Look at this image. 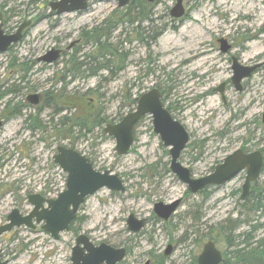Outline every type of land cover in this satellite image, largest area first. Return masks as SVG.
I'll return each mask as SVG.
<instances>
[{
    "label": "rangeland",
    "instance_id": "obj_1",
    "mask_svg": "<svg viewBox=\"0 0 264 264\" xmlns=\"http://www.w3.org/2000/svg\"><path fill=\"white\" fill-rule=\"evenodd\" d=\"M30 1L0 0V12L8 18L4 26L7 33H14L20 24L32 21L12 51L0 53V84L5 82L6 87L7 83H15L23 87L19 94L0 101V119L6 120L0 128V225L6 222L14 208L18 207L23 214L31 212L30 194L41 193L55 198L66 187L67 173L55 165L54 156L56 146L72 145L73 140L57 137V131L49 128L44 131L47 140L40 141L42 133L26 129L27 115L35 113V108L43 103L32 106L27 101L30 94L39 93L43 101L48 90L63 92L70 95L71 103H79L70 115L76 112L85 116L100 110L108 118L103 127L95 128L74 146L91 159L96 170L118 174L126 191L103 187L89 196L79 210L82 221L74 225L78 234L69 229L56 240L40 225L36 230L26 226L13 228L0 236L3 259L7 264H72L76 238L85 233L96 244L105 242L114 247L131 248L123 264H145L147 261L151 264L153 255L164 254L169 244L174 250L165 264L191 263L192 257L201 253L210 226L228 217L241 218L238 212L244 200L240 198L239 189L246 171L212 188L210 198L204 201L205 194L188 193L187 184L170 169L169 148L155 133L151 117L147 116L135 128V142L126 155L116 152V139L105 133L104 128L109 123L120 122L123 110L125 115L135 107V104H126L124 96L133 100L154 87H171L172 93L164 100L165 104L183 107L177 119L190 133L189 145L197 144L195 147L188 145L180 157L194 177L210 173L214 165L242 147L247 138L252 137L246 144L251 151L264 148V66H260L250 79H245L248 90L239 92L231 81L230 52L223 53L218 42L219 38L227 37L235 45L233 53L242 64H261L264 32L258 34V30L264 26V0H188L187 18L181 24L170 19L175 0H161L155 7V16L167 27L156 42L148 46L139 41L136 34L130 32L137 23L119 25L112 42L122 39L123 50L130 53L124 70L108 75V80L101 79L107 73L100 72L98 76L78 77L68 84L60 79L70 54L83 42H76L81 39L82 30H91L109 17L116 10V0L96 3L90 11L81 14L62 15L52 14L49 3L55 0ZM40 14L46 16L36 21ZM155 24L161 25L160 22ZM128 34L132 41L125 40ZM246 34L253 35V39L243 40ZM72 43L75 44L71 46ZM52 48L61 49L65 54L51 64L39 61ZM13 54L21 61H36L23 81L17 69L8 67ZM148 69L152 71L150 75L145 74ZM222 83H226L225 99L219 91L212 92ZM85 93L86 99L78 97ZM10 100L23 105L22 115L5 118L8 114L6 103ZM240 111L243 113L239 114ZM53 115L54 111L47 108L40 119L48 123ZM59 117L56 115L54 121L58 122ZM220 132L224 136H220ZM198 146L202 147L201 153ZM259 184L264 186V173ZM175 200H180V205L168 221L170 223L165 225L155 214L154 205L159 201ZM130 214L147 218L141 232H130L127 224ZM259 216L255 215L254 221L264 222V216ZM249 228L242 224L234 235L243 239L239 238L240 233ZM255 236V240L264 237V226ZM218 246L224 251L227 245Z\"/></svg>",
    "mask_w": 264,
    "mask_h": 264
},
{
    "label": "water",
    "instance_id": "obj_2",
    "mask_svg": "<svg viewBox=\"0 0 264 264\" xmlns=\"http://www.w3.org/2000/svg\"><path fill=\"white\" fill-rule=\"evenodd\" d=\"M89 0H56L50 2L52 10L57 14L86 10ZM154 1V0H149ZM130 0H119L118 5L124 7ZM186 14L184 0H177L171 9V15L181 18ZM32 21H25L20 24L14 33H7L4 29V17L0 12V53H4L24 36V30L31 26ZM221 50L228 52L231 44L227 39H219ZM61 56V50L52 48L39 58V61L53 63ZM258 65H242L237 58H234L232 81L238 90L243 89L242 80L251 76ZM225 84L222 83L216 90L222 94L225 92ZM27 100L37 105L40 103V94H30ZM151 115L155 133L159 134L164 145L169 148L171 156L170 169L187 184L189 190L197 193L207 186L221 185L236 177L241 171L247 170L245 182L242 186L241 198H246L251 190L252 183L257 181L262 173L264 156L261 151L247 153L238 148L226 156L222 162L215 166L213 172L194 177L191 170L182 164L180 157L186 149L190 134L185 126L175 119L170 111L164 106L161 91L154 87L143 93L138 100L135 110L129 112L118 123H109L104 131L115 137L116 152L119 155H126L130 152L135 141V126L144 115ZM2 122L0 121V127ZM55 163L67 172L66 189L59 193L56 198H46L40 193L29 195V203L33 205L32 211L23 215L18 208L13 209L7 215V222L0 225V236L11 231L14 227L23 225L36 229L41 224L42 229L50 233L58 240L62 232L70 228L71 222L77 217L81 205L86 198L95 194L99 189L108 187L112 191L125 192L126 185L122 178L110 170L100 172L95 169L89 157L80 151L61 145L55 155ZM180 200L170 203L159 201L154 205V212L163 220H168L179 207ZM147 223V218H138L130 214L127 219L128 228L131 232L141 231ZM173 245H168L165 255L173 252ZM127 250L125 247H114L105 242L95 245L86 234L77 237L76 244L72 248L71 261L73 264H119L125 259ZM0 251V264H7L2 261ZM223 261L222 251L213 240L205 243L202 252L198 256V264H221ZM149 264V261L146 262ZM264 264V263H263Z\"/></svg>",
    "mask_w": 264,
    "mask_h": 264
},
{
    "label": "trees",
    "instance_id": "obj_3",
    "mask_svg": "<svg viewBox=\"0 0 264 264\" xmlns=\"http://www.w3.org/2000/svg\"><path fill=\"white\" fill-rule=\"evenodd\" d=\"M38 1L40 0H32L30 2L37 3ZM156 1L159 2L160 0ZM157 2L155 4H149L146 0H134L132 1L134 7L128 10H116L109 18L102 22V24L95 26L92 30H82L81 39L83 42L77 45L74 51L70 54V58L67 61V65L62 72L60 80L68 84L78 77L96 76L98 72L103 69L110 71L111 74L124 70L126 67L125 62L130 53L129 51L123 50L121 44H123L124 41H121L122 39L116 43L111 42L114 34L113 32L119 25L137 21L135 17L138 18L140 22L153 17L155 14L154 8ZM135 4L139 8V14H135L137 12ZM42 16L46 15L40 14L35 20L37 21V19ZM7 21L8 18L5 19V25L8 23ZM162 28H166V26ZM260 31L264 32V26L260 29ZM130 32L135 33V30L132 29ZM162 32L163 31H159L158 29H152L147 33L143 28H138L136 37L141 42L146 43V45L149 46L151 42H156L158 40ZM130 36L131 35L128 34L125 40L132 41ZM249 38V35H245L243 40H247ZM87 45L89 46V50L87 49L84 54L81 53ZM12 47L10 48V51H12ZM81 58L83 59L79 60ZM100 58L103 59L100 60ZM35 63L36 61H28L27 59L21 61L20 58L13 54L8 67L10 70L17 69L21 77L20 79L23 81ZM67 78H70V80H67ZM5 85V82L0 84V101L12 94H19L23 88L21 85H16L15 83H7L8 86L6 87ZM167 89L171 90L172 88L168 87ZM90 92L95 91L91 90ZM85 96L86 93L78 97H82V99L84 97L86 99ZM69 98L70 95L67 96L66 93H55L54 90H48L42 105L35 108V113L27 115V118L25 119L26 129L32 133H37L38 131L42 133V136L39 139L42 141L47 140L46 136H44V131L47 132L48 129L51 128L55 131V133L57 131V137L73 140L71 146L75 148L74 143L77 140L82 137H86L87 134L93 133L95 128L103 127V124L109 121L105 115L100 113V110L97 113H89V115L85 116H79L76 112L70 115V112H73L74 109L79 106V103H71L72 101H69ZM124 98L126 100V104L129 105H134L138 100L137 98L133 100L128 99V95L124 96ZM13 104L12 100L6 103L8 113L11 115H22L23 105L21 103ZM47 108H51L54 111V115L50 122L43 123L40 119V115ZM56 115H60L58 122L54 121V117ZM47 124H49V126ZM76 131L78 132V135H74ZM219 135L224 136V133L220 132ZM196 145L192 143L189 146L195 147ZM198 147L200 149L202 148L201 146ZM187 192L190 193L189 190H187ZM199 194H205L204 201L208 200L211 196L208 189L201 190ZM240 206L241 210L238 213L241 218L238 217L237 220H233L228 217L226 221L210 226L208 231L205 233V239L207 241L213 240L217 245H227V249L225 248L223 251L224 260L221 264H263L264 237L255 240V235L256 232L264 226V222H260L258 219L254 221L253 219L255 215H260L259 217L264 216V186L259 184V181L252 185L248 198L245 199ZM77 221L81 222L82 218L77 217V219L72 222L70 229L74 230L78 234V230L74 227ZM253 221L255 223H253ZM164 223L165 225H168L170 222L165 221ZM242 224L250 226V228L245 230L243 233H240L239 238L243 237V239H238L234 235V232L240 228ZM130 250L131 248L128 247L129 252ZM197 257L198 255H194L191 263L189 264H197ZM167 259L168 258L163 254L153 255L152 264H165ZM120 264L123 263L121 262Z\"/></svg>",
    "mask_w": 264,
    "mask_h": 264
},
{
    "label": "flooded vegetation",
    "instance_id": "obj_4",
    "mask_svg": "<svg viewBox=\"0 0 264 264\" xmlns=\"http://www.w3.org/2000/svg\"><path fill=\"white\" fill-rule=\"evenodd\" d=\"M132 1H134V0H130V2H129V4L128 5H126V6H124V7H120L119 5H118V3H119V0H116V1H114V3H117V5H116V10H128V9H130V8H132V7H134V4H132ZM149 4H155L157 1L156 0H154V1H149V0H146ZM161 1V0H160ZM159 1V2H160ZM176 1L177 0H175V3H176ZM188 0H184V6H185V9H186V11H187V4H186V2H187ZM101 2H105L104 0H89L88 1V8L86 9V10H83V11H75V12H67V13H76V14H81V13H84L85 11H90V9L94 6V4H96V3H101ZM174 3V4H175ZM157 4H158V2H157ZM156 4V5H157ZM156 5H155V7H156ZM174 6V5H173ZM135 8H136V10H137V12L135 13V14H139L138 13V10H139V8H138V6H136V4H135ZM155 9V8H154ZM171 9H172V7H171ZM171 9H170V19L172 20V21H174V22H176L177 24H181L187 17H181V18H176V17H173L172 15H171ZM115 10V11H116ZM114 11V12H115ZM114 12H112V14L114 13ZM56 14V15H62V14H57V12L56 11H52V14ZM63 14H65V13H63ZM111 14V15H112ZM156 14V13H155ZM155 14L153 15V17H151L150 19H146V20H144V21H139L138 20V18H136L135 17V19L137 20V21H134V22H132L131 24H134V23H137V27H134V29L133 30H135V34H137L136 32L138 31V28H143L147 33H148V31L149 30H152V29H158L159 31H164L165 30V28H162V27H165L166 26V23H162L161 21H160V19L161 18H159L158 16L156 17L155 16ZM110 15V16H111ZM109 16V17H110ZM134 16V15H133ZM109 17H107V18H109ZM107 18H105L102 22H104ZM102 22L100 23V24H102ZM155 22H160V24L161 25H156L155 24ZM128 23H130V22H128ZM146 23V27H144V24ZM99 25V24H98ZM158 28H157V27ZM119 27V26H118ZM167 27V26H166ZM94 28V27H93ZM92 28V29H93ZM262 27H260L259 28V30H258V34H262L263 32L262 31H260V29H261ZM91 29V30H92ZM117 29H119V28H117ZM116 29V30H117ZM115 30V31H116ZM114 31V32H115ZM113 32V33H114ZM250 32V31H249ZM112 33V34H113ZM247 35V34H246ZM249 35V34H248ZM253 35H251L250 36V38L249 39H247V40H251V39H253V37H252ZM252 37V38H251ZM223 38V37H222ZM113 39V38H112ZM111 39V40H112ZM219 39H221V38H219ZM219 39H218V42H219ZM225 39H227L228 40V42L231 44V49L228 51V52H223L222 50H221V43H220V50L223 52V53H225V54H229V52H230V54H229V60H231L232 61V69H233V63H234V58H237V60L240 62V59L233 53V50H234V47H235V45H233V43H231L230 41H229V39L226 37ZM82 41V39H79V41H76V42H81ZM140 41V40H139ZM112 42V41H111ZM113 43H116V42H114L113 41ZM143 43V42H142ZM75 44V43H74ZM73 43H72V45L71 46H73L74 45ZM77 44V43H76ZM146 44V43H145ZM86 47H88V50H89V46L87 45ZM61 50V49H60ZM65 54V51H63V50H61V56H60V58L63 56ZM101 59H103V58H100V60ZM114 62V61H113ZM241 63V62H240ZM242 64V63H241ZM242 65H244V64H242ZM254 65H258V67L255 69V71L251 74V76H249V77H247L248 79H250L254 74H256V70L260 67V66H264V61L261 63V64H254ZM254 65H245V66H254ZM100 72H102V74L105 72V73H107V75H102V78L101 79H105V80H108V75H111V76H113L114 74H111L110 73V71H108V70H105V69H103L102 71H100ZM100 72H98V74L100 73ZM117 73V72H116ZM152 73V71L150 72V70L148 69V70H146V75H150ZM98 74L96 75V76H98ZM233 75H234V70H233ZM233 77V76H232ZM247 78H244L243 80H242V85H243V89L240 91V90H238L236 87V89L239 91V92H245V91H247L248 90V84L245 82L244 83V81H245V79H247ZM231 81H232V78H231ZM232 83H233V81H232ZM225 85H226V83H224ZM234 84V83H233ZM235 86V85H234ZM219 87V86H218ZM156 88H158L160 91H161V93H162V101H163V104H164V106L170 111V113L172 114V116L175 118V119H177V116H179L180 115V112H181V110H182V108L183 107H181V106H178V105H174V104H169V105H166L165 103V101H166V99H167V96H169V95H171V93H172V90H169V89H167V88H161V87H156ZM224 88H225V86H224ZM151 90V89H150ZM149 91V90H148ZM213 91H218V90H216V88H214L213 90H212V92ZM147 92V91H146ZM220 92V91H219ZM143 93H145V92H143ZM142 93V94H143ZM221 93V92H220ZM141 94V95H142ZM222 94V93H221ZM140 95V96H141ZM140 96H137L136 98L139 100V97ZM222 96H223V98L225 99V92H224V94H222ZM135 98V99H136ZM42 100V98H41V95H40V103L41 102H43L44 101V98H43V101H41ZM138 100H137V102L135 103V107H133L132 108V110H134L135 108H136V106H137V104H138ZM165 100V101H164ZM124 108V107H123ZM122 108V109H123ZM131 110V111H132ZM129 113V112H128ZM243 112H241L240 111V113L239 114H242ZM123 115H122V117H121V119H120V121L125 117V115H124V110H123V113H122ZM11 116V114L10 113H8L7 115H6V117L5 118H8V117H10ZM147 116H149V117H151L152 118V116L151 115H149V114H147V115H144L140 120H139V122L136 124V126H135V128L139 125V123H141L142 122V120H144ZM242 116V115H241ZM240 115H239V117H241ZM235 119V118H234ZM178 120V119H177ZM0 121L2 122V126L5 124V122H6V120L4 119H0ZM152 121H153V118H152ZM180 121V120H179ZM181 122V121H180ZM263 122H264V113H263ZM182 123V122H181ZM256 123V122H255ZM1 126V127H2ZM0 127V128H1ZM239 127V126H238ZM237 129V128H236ZM252 137H250V138H247L246 140H245V143H244V145L242 146V147H240L241 149H243L245 152H247V153H250V152H254V151H261L262 152V154H263V156H264V148H262V149H258V150H250L247 146H246V144L247 143H250L252 140ZM61 146V145H60ZM64 146H67V147H72L71 146V144L70 145H67V144H64ZM58 147H59V145L58 146H56V153L58 152ZM202 152V149H201V151H200V153ZM199 153V154H200ZM198 157H199V155H198ZM220 163V162H219ZM218 164V163H217ZM216 164V165H217ZM216 165H214L213 166V168H212V171L211 172H213L214 171V169H215V166ZM243 171H246V175H247V170H243ZM210 172V173H211ZM209 174V173H208ZM262 174H263V168H262V173H261V176H262ZM207 175V174H206ZM246 175H245V178H246ZM203 176H205V175H203ZM261 178V177H260ZM259 181V180H258ZM245 182V181H244ZM244 184V183H243ZM218 185H213V186H207L205 189H208L209 190V192L210 191H212V188L214 189L215 187H217ZM243 186V185H242ZM242 186H241V188L239 189V192H241V194H242ZM205 189H203V190H205ZM251 189H252V186H251ZM250 192H251V190H250ZM250 194V193H249ZM249 196V195H248ZM248 196L246 197V198H241V196H240V198H241V200H245V199H247L248 198ZM78 217H79V215H78ZM77 219V218H76ZM38 227V226H37ZM82 234V233H81ZM85 234V233H84ZM87 235V234H86ZM89 238H90V236L89 235H87ZM78 237V236H77ZM76 240H77V238H76ZM90 240L93 242V243H95L91 238H90ZM76 244V243H75ZM95 245H99V244H96L95 243ZM170 245V244H169ZM75 246V245H74ZM73 246V247H74ZM173 248H174V246H173ZM127 249V248H126ZM127 252H129L128 251V249H127ZM172 254V253H171ZM222 254H223V260H224V253H223V251H222ZM165 257H169V256H166L165 255V252H164V254H163ZM199 256V255H198ZM3 259V258H2ZM151 262H152V260H151ZM223 262V261H222ZM146 264V263H145ZM152 264V263H151ZM197 264H198V257H197Z\"/></svg>",
    "mask_w": 264,
    "mask_h": 264
},
{
    "label": "bare ground",
    "instance_id": "obj_5",
    "mask_svg": "<svg viewBox=\"0 0 264 264\" xmlns=\"http://www.w3.org/2000/svg\"><path fill=\"white\" fill-rule=\"evenodd\" d=\"M83 30H85V29H83Z\"/></svg>",
    "mask_w": 264,
    "mask_h": 264
}]
</instances>
